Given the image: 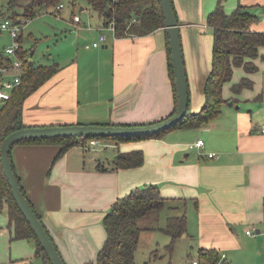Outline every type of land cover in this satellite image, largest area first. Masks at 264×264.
<instances>
[{"label": "crops", "instance_id": "0c3cea01", "mask_svg": "<svg viewBox=\"0 0 264 264\" xmlns=\"http://www.w3.org/2000/svg\"><path fill=\"white\" fill-rule=\"evenodd\" d=\"M189 88V110L203 104V85L211 68L212 29L206 22L217 0H171ZM238 3L257 15L252 30H264V0H223L231 12ZM69 20L75 37L68 50L36 66L54 70L23 103V122L54 124H144L174 108V90L164 27L142 35L116 37L102 18L77 4ZM80 20L75 23L73 15ZM88 45V46H87ZM264 54V47L260 48ZM29 61L32 59L27 56ZM252 87L239 92L231 84L246 75L242 67L223 85L227 100L220 114L199 127L174 128L159 137L112 141L113 156L82 140L57 156L61 144L16 143L11 161L27 197L66 264L95 261L106 233L103 217L114 201L143 184H156L168 198L169 213H186L187 231L200 247L215 248V264H264V59H254ZM233 73L235 72V69ZM235 99V100H233ZM233 100V101H232ZM229 101L232 104H229ZM197 139L204 141L197 147ZM140 149L141 165L114 167L118 152ZM208 152H215L209 157ZM167 217V216H166ZM8 218L0 216V264H45L34 242L11 240ZM5 224V225H4ZM252 228L254 234H247ZM258 229L259 232L256 230ZM141 234V233H140Z\"/></svg>", "mask_w": 264, "mask_h": 264}, {"label": "trees", "instance_id": "16d2710c", "mask_svg": "<svg viewBox=\"0 0 264 264\" xmlns=\"http://www.w3.org/2000/svg\"><path fill=\"white\" fill-rule=\"evenodd\" d=\"M60 3L62 0H6L5 6L0 9V15L4 13V17L7 16L20 22L21 17L33 18L43 9L55 8ZM70 3L73 7L78 6L79 3H85L102 18L104 26L113 21L116 37L147 34L156 28L164 27V16L159 0H70ZM18 8L21 10L19 11ZM256 19L257 15L245 5L238 3L231 12L227 13L224 10L223 0H217L215 7L206 17V22L212 29L213 41L211 68L203 85L204 101L202 106L197 111H191L188 107L186 114L180 121L159 133L100 138L112 139L120 143L147 137H159L169 129L199 127L217 117L224 102L231 100L223 96V85L232 79L234 68L242 67L246 73L238 81L231 84V90L239 92L244 88L252 87L253 81L248 74L257 70L254 59L259 56L264 59V54L260 53V48L264 47V30L251 29V24ZM17 41L20 46L16 53L22 60L24 73L20 82L9 90V97L0 100V143L9 132L26 126L23 122L24 100L44 83L54 70L52 67L36 66L33 61H29L27 58L29 52L21 45V35L17 37ZM12 61L13 57L5 54L4 49L0 46V67H10ZM168 61L170 79L174 90V108L167 116L171 115L176 107L169 45ZM94 137L99 138V136ZM90 138L93 137L24 139L17 143L58 142L61 144L57 153L59 156L71 145ZM112 162L114 167L138 166L143 162V152L140 149L128 152L121 151L117 153ZM20 186L33 207L21 183ZM167 200L168 198L161 194L159 187L151 183L135 186L129 192L118 197L103 217L102 223L106 236L97 253L96 260L87 261L83 264H135L134 254L141 231L158 228V225H145L146 222L143 221L152 219V215L157 220L158 212L165 206L176 208V206L167 205ZM3 207L7 210V223L11 229L10 239L33 241L35 254L41 257L45 264H51L14 201L0 162V210ZM34 211L36 212L35 209ZM37 216L40 218L38 214ZM160 229L169 235L170 239L166 244V250L171 251L176 239L187 231L186 213L167 215L165 225ZM219 256L220 254L215 248L200 247L197 261L198 264H215L219 260Z\"/></svg>", "mask_w": 264, "mask_h": 264}, {"label": "water", "instance_id": "95a60500", "mask_svg": "<svg viewBox=\"0 0 264 264\" xmlns=\"http://www.w3.org/2000/svg\"><path fill=\"white\" fill-rule=\"evenodd\" d=\"M168 36L171 67L174 76L176 107L174 112L157 121L144 124H54L29 125L9 132L0 143V162L11 195L30 225L35 237L51 264H66L43 222L24 195L12 165L10 151L14 144L24 139H49L57 137H107L142 136L159 133L175 125L186 114L189 106V88L180 38V29L171 0H159ZM229 104H232L229 101ZM257 232L258 229L256 230Z\"/></svg>", "mask_w": 264, "mask_h": 264}, {"label": "rangeland", "instance_id": "374dc122", "mask_svg": "<svg viewBox=\"0 0 264 264\" xmlns=\"http://www.w3.org/2000/svg\"><path fill=\"white\" fill-rule=\"evenodd\" d=\"M62 3V7L43 9L39 14L28 20L21 17L22 23L19 31L21 45L29 52V58L35 63L52 61V57L54 58L60 52L68 50V46L71 45L75 37V28L69 20L71 12L74 10L77 13L84 14V11L79 10L78 6L73 7L70 0H62ZM5 4L6 0H0V9ZM18 10L21 9L18 8ZM92 17L98 18L95 11L92 12ZM3 18L4 13L0 15V21ZM13 42L14 40L7 30H0V46L3 49L5 46L12 45ZM240 69L236 68L233 75H237ZM258 74L264 75V70H260ZM112 141V139L99 137L98 144L95 147L101 148L102 154L105 156H113L112 151H115L116 148L111 146ZM120 148L118 147L116 151ZM174 213L178 212L169 213L166 208H162L157 214V220L150 214L152 219L143 221L146 222L145 225H158V228L141 231L134 254L135 264H191L194 259H197V247L195 241H190V238H180L175 241L171 251L166 250V244L170 238L160 227L165 225L166 216ZM0 216L2 219L8 218L5 207L0 210Z\"/></svg>", "mask_w": 264, "mask_h": 264}, {"label": "built area", "instance_id": "2783aa9c", "mask_svg": "<svg viewBox=\"0 0 264 264\" xmlns=\"http://www.w3.org/2000/svg\"><path fill=\"white\" fill-rule=\"evenodd\" d=\"M63 6V3H60L56 6V8H60ZM88 11L91 10L89 7H87ZM24 20H28V18H24ZM73 20L75 23H78L80 20V16L78 14L73 15ZM21 23L14 21L10 17H4L0 21V30H7L11 37L13 38L14 42L12 45H8L4 47L5 54L12 56L13 61L12 65L10 67H0V76H1V86H0V100L4 98H8L10 95L9 90L12 89L15 85H17L20 80L21 76L24 73V67L22 66V60L18 57L16 51L18 49L19 42L17 41V37L19 36V31L21 30ZM110 30L115 35V25L113 21H110L107 26L102 25L101 26V32L98 34L97 39L91 42V45L93 46H100L107 38V35L103 31ZM116 36V35H115ZM88 46V45H87ZM261 132H264V122L262 123L260 127ZM97 137H93L88 139V145H96L98 144ZM195 145L197 147H203L204 141L202 139H197L195 142ZM215 152H208L207 155L209 157L215 156ZM247 234H254V230L252 228L246 229ZM191 264H198V261L194 259Z\"/></svg>", "mask_w": 264, "mask_h": 264}]
</instances>
